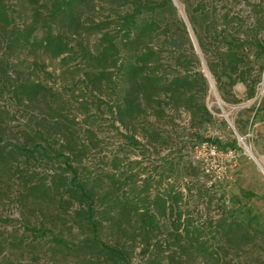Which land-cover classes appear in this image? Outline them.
Wrapping results in <instances>:
<instances>
[{
    "label": "trees",
    "instance_id": "trees-1",
    "mask_svg": "<svg viewBox=\"0 0 264 264\" xmlns=\"http://www.w3.org/2000/svg\"><path fill=\"white\" fill-rule=\"evenodd\" d=\"M167 1L149 4L141 0H0V46L3 49L0 76L11 81L12 95L17 102L33 107L44 105L57 115L52 123L44 121L45 118L35 119L38 127L33 132L38 141L31 149L22 143L4 141L0 134V169L6 171L12 167L20 172L23 189H27L25 197L40 198L39 208L44 202L56 209L58 216H70L83 234L77 247L95 254L96 264L100 261L101 264H130L129 254L135 247L148 255V264H160L162 259H166L167 264H192L198 255L215 253L209 242L215 233L221 242L218 248L225 255L230 248L238 251L241 244H249L256 238L240 221L222 215L202 222L194 219L191 211L184 210L185 194L178 182L170 178L173 162L168 152H162L165 143L161 138L162 128L154 122L145 123L149 113L165 120L168 114L164 105L184 110L195 133L212 118L200 100L208 90L209 80L199 60L186 53L185 30L170 41L176 51L177 65L168 73L160 72L159 51L150 44L159 26L141 13ZM13 3L29 6L30 17L22 26L16 22ZM126 5H130V10L119 14L117 10ZM96 9L111 10L116 16L91 17L89 12ZM195 9L203 11L204 5L198 4ZM231 20L229 11L218 14L212 10L204 35L194 26L193 32L206 70L217 85L229 91L241 82L246 88V98L250 99L260 76L246 63L243 50L250 42L227 27ZM39 28L41 35L37 36L35 32ZM91 33L97 36L93 48L85 41V36ZM29 45H39L51 57L61 56L64 61L79 56V65L85 69L84 87L95 93L99 101L104 102L99 98L104 93H120L116 104H107L110 127L125 139L119 149L132 145L138 148L139 158L114 153L104 162L109 168L101 170L100 175L91 171L85 173V166H81L84 170L81 173L76 162L87 156L90 147H97L100 140L89 127L85 129L87 141L78 138L76 120L50 104L47 95L50 90L42 83L26 81L20 76L11 79L8 67L16 54L15 46L19 53ZM222 78L226 81H221ZM137 134H141L142 139L137 138ZM52 135L63 137L60 148L53 150L55 157L62 158L61 170L47 177L23 173V169L14 164L17 156L39 151L47 157L45 145ZM161 165L163 168L158 170ZM167 226L168 230L163 232ZM209 226L215 227L211 236H207ZM28 229L34 236H43L49 231L36 226L25 228ZM102 234L113 238L114 244L103 241ZM53 239L67 246L64 239L57 236ZM261 245L264 247V240Z\"/></svg>",
    "mask_w": 264,
    "mask_h": 264
},
{
    "label": "rangeland",
    "instance_id": "rangeland-1",
    "mask_svg": "<svg viewBox=\"0 0 264 264\" xmlns=\"http://www.w3.org/2000/svg\"><path fill=\"white\" fill-rule=\"evenodd\" d=\"M141 1L154 4L163 0ZM176 2L183 14L179 12L173 0H168L164 5L144 9L141 16L159 26L150 44L159 51L161 73H168L177 65L174 58L176 51L170 41L185 30L186 53L199 60L201 70L205 75L208 74L209 83L212 82V88L209 85L206 94L200 98L211 112L212 118L195 133L191 131L193 128L184 110L164 105V110L168 114L165 120L149 113L145 123L154 122L162 128L161 138L165 141L162 152H168V158L173 162L170 178L178 182L185 194L186 202L182 205L184 210L191 211L194 219L202 222L223 215L229 220L242 222L248 230L256 234L251 243L241 244L238 251L230 248L225 255L218 248L221 242L217 233L213 232L215 227L209 226L210 232L207 236L215 235L214 238L210 237L209 241L215 253L198 255L192 264H264V247L261 245L264 240V167L255 149L258 143L264 146V138L256 132L254 125L261 103H257L256 100L252 102L253 97L246 98V91L241 92L242 87L245 88L241 82L236 83L229 91L217 85L214 78L204 70L205 62L193 32L194 26L200 35H204V28L210 20L212 10L218 14L229 11L232 20L227 27L238 31L242 39L250 42L245 45L243 52L247 65L253 66L254 74L260 76L257 87L260 81H264V0H176ZM198 4L204 5L203 11L195 9ZM11 8L14 10L17 24L22 26L30 17L29 6L26 3L22 5L13 3ZM130 8V5H126L117 11L122 14L124 10ZM89 13L95 18L116 16L115 12L108 9H96ZM35 34L40 36L41 29L36 30ZM96 38L93 33L87 34L85 41L93 48ZM1 47L0 56L3 52ZM15 52L8 67L11 79L20 76L26 81L28 79L42 83L50 90L47 92L50 104L56 106L62 114L76 120L74 127L78 138L87 141L85 129L89 127L100 140L97 147H90L87 156L76 162L81 173L84 172L81 166H85L87 167L85 173L91 171L100 175L101 170L109 168L104 162H107L106 160L114 153H119L120 156L128 153L131 158L140 157L138 148L132 145L126 146L123 150L119 149L120 143L125 142V139L110 127L107 104H116L120 99V93H104L99 97L104 102L99 101L95 93L84 87L82 74L85 69L79 65L81 63L79 56L74 55L73 58L64 61L61 56L51 57L39 45H29L19 53L18 46H15ZM222 80L226 81L225 78ZM10 82L5 76H0V134L4 141L22 143L31 149L38 141L33 132L38 127L35 119L45 118L44 121L52 123L57 115L44 105L33 107L17 102L12 95ZM216 97L220 103L216 102ZM262 100L264 95L260 102ZM137 138L142 139L141 134H137ZM48 141L49 144L45 145L47 157L39 154V151L32 155L23 153L17 156L14 164L23 169V173L33 175L37 173V177H47L48 174L60 171L63 161L62 158L53 155V150L60 148L63 137L52 135ZM206 143H214L221 149L235 148L238 154L227 175L212 186H207L208 178L194 162V156L197 154L204 163L210 165ZM244 143L252 155L246 153ZM163 166L161 165L158 170ZM14 170L12 167L6 171L0 169V264H96L95 254L77 247L76 244L83 234L74 226L70 216H58V211L46 206L44 202L39 208L37 203L40 198H34L32 195L25 197L27 189H23V176ZM28 226L45 227L49 231L43 236H34L29 229L25 230ZM167 230L168 226L163 228V232ZM53 236L64 239L67 246L55 242ZM101 239L108 244H114V239L105 234L101 235ZM129 255L130 264H148V255L142 254L140 247H135ZM97 264H101V261ZM160 264H167L166 259H162Z\"/></svg>",
    "mask_w": 264,
    "mask_h": 264
},
{
    "label": "built area",
    "instance_id": "built-area-1",
    "mask_svg": "<svg viewBox=\"0 0 264 264\" xmlns=\"http://www.w3.org/2000/svg\"><path fill=\"white\" fill-rule=\"evenodd\" d=\"M264 95V81H260L255 89V94L252 98V102L256 100L260 103ZM241 140V137H239ZM207 144V143H206ZM207 148L210 155V165L203 162V159L195 154V163L199 166L200 170L208 178L207 186H212L223 177L227 175V171L232 167L237 160V151L235 148L226 147L218 148L214 143L207 144Z\"/></svg>",
    "mask_w": 264,
    "mask_h": 264
},
{
    "label": "crops",
    "instance_id": "crops-1",
    "mask_svg": "<svg viewBox=\"0 0 264 264\" xmlns=\"http://www.w3.org/2000/svg\"><path fill=\"white\" fill-rule=\"evenodd\" d=\"M242 93L246 90L244 87L241 89ZM260 110L258 111V118L257 122L254 124L256 128V132L259 133L260 136L264 138V100H262ZM257 154L259 156V161L261 162L262 166L264 167V146L260 145L259 143L255 147ZM262 167V168H263Z\"/></svg>",
    "mask_w": 264,
    "mask_h": 264
},
{
    "label": "bare ground",
    "instance_id": "bare-ground-1",
    "mask_svg": "<svg viewBox=\"0 0 264 264\" xmlns=\"http://www.w3.org/2000/svg\"><path fill=\"white\" fill-rule=\"evenodd\" d=\"M173 1H174V3L176 4V6H177L179 12H180L181 14H183L181 7L177 4L176 0H173ZM210 85H211V88H212V82H210ZM216 102H217V103H220V100L218 99V97H216ZM241 141L243 142L242 139H241ZM245 149H246V153H247V154L252 155V152L248 149L247 146L245 147Z\"/></svg>",
    "mask_w": 264,
    "mask_h": 264
},
{
    "label": "water",
    "instance_id": "water-1",
    "mask_svg": "<svg viewBox=\"0 0 264 264\" xmlns=\"http://www.w3.org/2000/svg\"><path fill=\"white\" fill-rule=\"evenodd\" d=\"M204 67V70H206V67H205V65L203 66ZM206 74H207V72H206ZM208 75V74H207ZM208 77V76H207ZM209 85H210V83H209ZM244 147H246V144L244 143Z\"/></svg>",
    "mask_w": 264,
    "mask_h": 264
}]
</instances>
